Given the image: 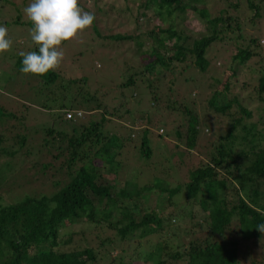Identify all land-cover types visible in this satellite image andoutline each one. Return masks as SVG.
Listing matches in <instances>:
<instances>
[{
  "label": "trees",
  "instance_id": "trees-1",
  "mask_svg": "<svg viewBox=\"0 0 264 264\" xmlns=\"http://www.w3.org/2000/svg\"><path fill=\"white\" fill-rule=\"evenodd\" d=\"M195 1L135 6L132 30L107 35L131 59L108 90L58 70L24 74L20 52L0 54V264H264V233L256 228L264 223V50L250 33L264 0H244L246 15L236 13L240 0H211L212 9ZM148 4L155 7L152 24ZM186 11L196 14L198 27L176 15ZM22 21L16 15L0 25L9 34ZM216 45L232 49L227 66L220 77L201 81L215 68L210 49ZM6 57L13 61L1 70ZM248 65L257 71L252 98L250 91L241 95L245 81L241 94L233 91ZM173 82L195 87L203 114L194 107L196 94L188 92L190 105L173 96ZM22 90L38 96L45 123L29 122L28 106L10 96ZM141 100L145 109L137 107ZM178 117L183 122L175 125ZM137 118V129L126 123ZM62 122L67 128L55 125ZM151 126L159 129L156 136L169 135L167 145H153ZM212 126L219 133L206 138ZM189 156L198 159L186 168ZM120 167L128 179L118 178ZM126 186L128 194L118 199ZM153 190L159 195L148 208ZM186 216L188 229L181 230Z\"/></svg>",
  "mask_w": 264,
  "mask_h": 264
},
{
  "label": "rangeland",
  "instance_id": "rangeland-1",
  "mask_svg": "<svg viewBox=\"0 0 264 264\" xmlns=\"http://www.w3.org/2000/svg\"><path fill=\"white\" fill-rule=\"evenodd\" d=\"M143 1V0H78V6L81 7L85 11H90L95 14V19L93 22V25L88 27L85 30H82L78 32V34L72 38L69 41H63L62 44L59 46L63 52H64V57L63 60L60 63V66L56 69L60 72H63L65 75H68L70 77H78V76H84L87 85L90 88L93 89H106L108 90L109 87L113 86L115 82H119V80L122 77L123 72L119 73L117 70L120 67H123L124 62L127 63L126 61H130V55L129 51H123L124 48L123 44L111 41V38L108 37V34H115V33H125L128 32V30H132V27L134 26L135 22V17L137 16V11L135 10V6H138V4ZM156 1V0H155ZM195 6L197 8H214V4H212L211 0H199L195 1ZM240 7L241 10L237 11L236 13L239 15H246V12L242 11V6L244 10V0H240ZM2 3V7L0 9V20H5L9 21L10 19H13L16 15L20 16V20L24 21L23 25L21 26H12V29L10 30L9 34H7V38L12 41V45L9 50L0 53V54H10L11 56H15L18 52H27L30 50V46L32 47L33 45L30 44L32 42L31 40V35H30V30L32 28V23L27 19V17L24 14L23 9L28 6L29 3H31V0H6L3 2V0L0 1V4ZM15 6H17V10H15ZM262 6L264 8V1L262 3ZM155 7L153 5L148 4L147 8V14L149 15L150 18V24L156 21L155 17ZM263 10V9H262ZM246 11V10H245ZM187 14V15H186ZM185 13H176V15L183 16L185 18V23L189 24V26H195L198 27V22L196 20V14L194 13V18L191 17V13L189 11H186ZM22 21V22H23ZM166 23H164L162 26H165ZM151 25H147L146 28L150 29ZM145 30V28H143ZM251 30V29H250ZM252 31V30H251ZM254 31V32H253ZM250 32L254 36H257L259 38L260 45L262 46L264 50V10L263 13L261 14L260 20L257 22L256 28ZM146 32V30L144 31ZM108 35V36H107ZM146 36V35H144ZM148 41V39L146 40ZM169 43L171 44L172 40H168ZM125 45L131 44V42H124ZM145 47L148 46V43L144 45ZM36 47V46H35ZM119 47L120 49H123V52H119ZM13 49V50H11ZM144 50V48H141ZM224 49H227L225 51ZM17 50V51H16ZM232 49H229L227 46L223 47L220 45H216L215 47H211L210 53L214 55V58L212 62H215V68L210 69L203 78H206V80L202 79L201 81H211V78H216L221 76V71L226 68L227 62H228V57ZM31 51V50H30ZM225 51V52H224ZM264 55V54H263ZM13 59H8L7 57L1 62V70L9 69ZM223 63L225 64L223 67ZM220 65V67H219ZM238 82L235 83V88L233 89L234 92H243L240 91V86L241 82L245 81L248 83V87L245 89V93H242L241 95H245L247 91L251 92V98L254 95V92L252 90V85L255 84L256 78H257V71L253 68L248 66H244L238 73ZM195 78H198L196 74H194ZM207 76L211 77L207 79ZM26 84V83H25ZM183 85H180V87L177 86V82H173L171 87L173 89V96L176 97L179 101H183L187 105H190L191 100L188 98V92L189 95L191 94H196L197 96H194L196 99L194 101V107L198 110V113L203 114L204 111V104L202 101L203 97L199 96L201 95L200 93L197 94L195 91V87H192V84L190 83H182ZM0 85H2V81L0 80ZM205 84L202 82L201 83V88H204ZM191 88V91H190ZM24 91V93H22ZM202 91V89L200 90ZM22 94L20 96H13L10 95L11 97L15 99H19L20 101H23V105L26 104L28 106L29 111H31V115L27 113V117L30 118L28 119L29 122L30 120L38 122L39 120H42V118H47L45 114L41 113L40 110L38 109L37 103L38 100L36 97L38 96H32L31 93L26 92L25 90H22ZM191 92V93H190ZM203 94L207 92V90L202 91ZM18 94V91H17ZM202 94V95H203ZM5 98H8L5 96ZM9 100V99H8ZM196 102V103H195ZM137 106V105H136ZM140 108L145 109V103L143 100L140 102V106H137ZM28 111V112H29ZM43 111V110H42ZM58 111V110H56ZM55 111V112H56ZM30 113V112H29ZM25 114V112H24ZM66 117V116H65ZM179 120L177 119L176 122L174 123L179 124L182 121V117H178ZM43 119L40 123H45V120ZM167 121L169 122L168 117H166ZM126 123L130 124L134 129L139 128L140 121L139 119H135V123H130L129 121H126ZM162 124H164L162 120ZM57 127L63 129L67 128V124L62 122V123H56L55 124ZM32 126V125H31ZM166 126V125H165ZM163 126L166 133L169 134V125L168 126ZM171 127H174L171 125ZM18 131V129L16 130ZM156 131L159 132V129L156 130L155 126H151L149 129V138L153 145L155 147H160L161 145L168 144L165 139H169V135L167 137L162 138L156 136ZM164 131V130H163ZM21 132V131H20ZM173 134V129L172 132ZM219 133L218 127L212 126L209 128V132L205 134L206 138H214L216 135ZM31 134V133H30ZM163 134V133H161ZM173 142H176L174 139H172ZM171 144V143H170ZM169 144V145H170ZM181 145V143H179ZM171 145L169 146V148ZM172 149V147H171ZM200 152H203V149L200 148ZM169 152L168 150L163 151L162 153H159V156H166L168 155ZM202 156V154H201ZM203 157V156H202ZM182 159H187V156H183ZM198 158L196 156L194 158H191L189 156V163L188 166H193V164L196 162ZM124 174V176H123ZM118 178L125 180L128 179V175H125L124 167H120V170L118 171ZM127 187V188H126ZM125 190L120 192L118 191L117 194L115 195L118 199H123L124 195L128 194V189H130V186H126ZM159 195V192L156 190H153L149 192L148 198H147V207L152 208L155 206V198ZM9 200L5 197L2 196V202L7 203ZM1 202V200H0ZM181 210H187L188 205L182 204L180 206ZM194 209H198L197 205L195 204ZM156 211V210H155ZM184 218V217H183ZM181 223V230H187L188 229V217L186 216ZM82 226V224H80ZM76 228H79L77 226ZM99 235L102 237L105 234L108 233H101L98 232ZM88 236V244L95 245L97 242L96 240H92L93 234L92 232L86 233ZM184 232H180V237L183 238ZM240 248H244V243H240L238 245ZM118 249L117 250H112L111 257L117 255ZM73 257V256H71ZM259 259V258H257ZM72 260H78L76 257L72 258ZM137 264H142V260H140L139 263Z\"/></svg>",
  "mask_w": 264,
  "mask_h": 264
},
{
  "label": "clouds",
  "instance_id": "clouds-1",
  "mask_svg": "<svg viewBox=\"0 0 264 264\" xmlns=\"http://www.w3.org/2000/svg\"><path fill=\"white\" fill-rule=\"evenodd\" d=\"M24 14L32 23L31 40L36 46L33 51L20 52L24 74L45 75L56 70L64 57L59 47L63 41L74 38L78 32L90 27L95 14L78 6V0H31ZM8 30L0 25V53L10 49L12 41L7 38ZM264 233V223L256 226Z\"/></svg>",
  "mask_w": 264,
  "mask_h": 264
},
{
  "label": "built area",
  "instance_id": "built-area-1",
  "mask_svg": "<svg viewBox=\"0 0 264 264\" xmlns=\"http://www.w3.org/2000/svg\"><path fill=\"white\" fill-rule=\"evenodd\" d=\"M66 117H69V114H65Z\"/></svg>",
  "mask_w": 264,
  "mask_h": 264
}]
</instances>
